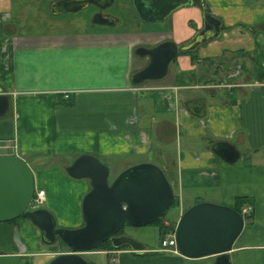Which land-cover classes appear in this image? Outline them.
I'll use <instances>...</instances> for the list:
<instances>
[{
	"label": "crops",
	"instance_id": "0c3cea01",
	"mask_svg": "<svg viewBox=\"0 0 264 264\" xmlns=\"http://www.w3.org/2000/svg\"><path fill=\"white\" fill-rule=\"evenodd\" d=\"M50 1L0 0V88L8 99L0 155L31 158L33 185L43 189L41 206L55 225L83 222L88 179L64 170L74 156L94 154L111 177L151 161L172 190L163 223L174 226L198 200L231 206L246 197L252 211L226 253L230 264H264V0H191L156 22L140 20L131 0H112L108 22L92 20L87 7L52 13ZM203 9L219 20L218 33L176 53L163 76L131 82L147 61L134 49L189 39L202 26ZM198 99L202 112L195 114L187 102ZM217 140L233 144L238 157L222 160L210 148ZM159 225L134 235L144 248L81 255L89 264H99V254L115 256L112 264H213L215 254L156 250ZM0 248L18 255L17 264H45L69 251L41 241L24 216L0 221Z\"/></svg>",
	"mask_w": 264,
	"mask_h": 264
},
{
	"label": "water",
	"instance_id": "95a60500",
	"mask_svg": "<svg viewBox=\"0 0 264 264\" xmlns=\"http://www.w3.org/2000/svg\"><path fill=\"white\" fill-rule=\"evenodd\" d=\"M111 0H52V13L71 12L89 4L103 7ZM191 0H131L137 17L144 22H156L174 8ZM202 26L187 40L175 43L165 38L151 46H137L134 53L147 56V61L131 73V82L163 76L167 64L176 53L189 51L199 43L214 37L219 20L206 9L202 11ZM104 18V17H103ZM105 21V20H103ZM107 22V21H105ZM195 113L202 112L200 99L187 102ZM8 107V99L0 88V115ZM222 160L233 161L238 151L228 141L217 140L210 145ZM73 177L88 179L89 188L83 193L80 210L83 222L75 227L55 225L53 215L42 206L29 208L33 193V176L28 163L19 155H0V221L25 216L39 230L44 243L62 242L69 251L51 256L45 264H89L82 251L93 248L108 238L113 247L128 245L144 248L136 238L115 234L123 223L142 225L162 216L171 205L172 190L163 170L151 161L130 164L109 178V167L94 154L79 153L64 165ZM241 214L232 206L209 200H198L182 210L174 224L175 245L188 257L215 254L213 264H230L226 251L242 228ZM19 256L0 248V264H17Z\"/></svg>",
	"mask_w": 264,
	"mask_h": 264
},
{
	"label": "built area",
	"instance_id": "2783aa9c",
	"mask_svg": "<svg viewBox=\"0 0 264 264\" xmlns=\"http://www.w3.org/2000/svg\"><path fill=\"white\" fill-rule=\"evenodd\" d=\"M43 199V189L40 187H34L28 207L35 208L41 206ZM251 211L252 205L249 202H245L241 205L239 213L241 214L242 219H244L251 213ZM156 246V250L158 251L178 252L175 245L174 226L172 224L162 223L159 225ZM111 260L115 261V256L111 257Z\"/></svg>",
	"mask_w": 264,
	"mask_h": 264
},
{
	"label": "rangeland",
	"instance_id": "374dc122",
	"mask_svg": "<svg viewBox=\"0 0 264 264\" xmlns=\"http://www.w3.org/2000/svg\"><path fill=\"white\" fill-rule=\"evenodd\" d=\"M27 6L32 8V4H27ZM33 9V8H32ZM27 163H29L28 165L30 166V169H32V167L34 166V163L32 162L31 158H27ZM109 178L111 177V174L109 173ZM173 210V206L170 205L165 212L163 213V217L164 216H169L170 211ZM153 223H147V224H142V225H131L128 223H124L121 227V230L124 232V234L129 235V236H139L140 233L143 230H147L150 229ZM61 226V225H60ZM64 226V225H63ZM70 227V226H67ZM54 243V242H53ZM56 244H60L58 241H55ZM98 263L99 264H112L113 261L109 258V261H107L106 256L99 254L98 255Z\"/></svg>",
	"mask_w": 264,
	"mask_h": 264
},
{
	"label": "trees",
	"instance_id": "16d2710c",
	"mask_svg": "<svg viewBox=\"0 0 264 264\" xmlns=\"http://www.w3.org/2000/svg\"><path fill=\"white\" fill-rule=\"evenodd\" d=\"M263 75H264V71H263ZM243 202H247V198H246V197H243V196H237V197L234 199V202L232 203L231 206L239 212V211H240L241 204H242ZM18 216H22V215H18ZM248 216H249V215H248ZM248 216H247V217H248ZM24 217H25V216H24ZM162 217H163V215L160 216V217H158L156 220H154V221L151 222V223H153V224L159 223V224L161 225V224L163 223V222H162ZM123 224H124V223H123ZM123 224H122V225H123ZM122 225L118 228V230H117L116 232H118L119 230H121ZM58 242H59L60 244H63V243L60 242L59 240H58ZM123 246H124V245H120L119 247H123ZM95 248H97V249H99V248H102V249H109V248H114V247L111 245L110 240H109L108 238H106V239L102 240L101 242H99L97 245H95V246H94L93 248H91V249H95Z\"/></svg>",
	"mask_w": 264,
	"mask_h": 264
},
{
	"label": "flooded vegetation",
	"instance_id": "af4514ba",
	"mask_svg": "<svg viewBox=\"0 0 264 264\" xmlns=\"http://www.w3.org/2000/svg\"><path fill=\"white\" fill-rule=\"evenodd\" d=\"M112 0L109 4L100 7L98 5L89 4L87 5V9L90 10V18L92 20H105V21H112L111 14L107 11V8L111 4ZM104 17V18H103ZM124 233L122 230H119L118 232H115V234Z\"/></svg>",
	"mask_w": 264,
	"mask_h": 264
}]
</instances>
